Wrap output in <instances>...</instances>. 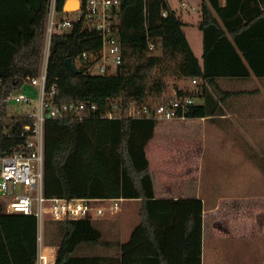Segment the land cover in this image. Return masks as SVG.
I'll return each instance as SVG.
<instances>
[{
    "label": "trees",
    "instance_id": "obj_1",
    "mask_svg": "<svg viewBox=\"0 0 264 264\" xmlns=\"http://www.w3.org/2000/svg\"><path fill=\"white\" fill-rule=\"evenodd\" d=\"M66 0L57 1V18H70ZM264 13V0H259ZM212 3V2H211ZM50 0H0V155L18 144L3 135L9 106L4 98L13 78L36 75L45 46ZM215 8L220 9L214 0ZM199 27L203 32L200 60L184 31L185 23L167 0H120L115 8L117 34L124 61L117 74H74L65 64L84 52L97 51L102 38L81 20L58 30L51 41L48 85L57 83L55 100L96 103L105 110L118 98L124 111L132 102L150 101L167 86L158 67L197 83L198 97L188 118L220 115L222 97L216 85L221 76H264V14L216 17L205 6ZM166 12V15L163 13ZM240 29L242 31H240ZM246 30V31H245ZM153 44V49L150 48ZM159 51L158 53H156ZM183 94V90H178ZM19 123L26 119L15 118ZM161 120L151 118L47 119L44 154V192L47 197L140 199V223L113 264H202L203 202L192 198H156L146 147ZM264 171V159L261 163ZM55 224L56 264H110L109 257L84 254L102 240L91 219L48 220ZM37 219L8 214L0 205V264H36ZM141 249L142 255L133 251Z\"/></svg>",
    "mask_w": 264,
    "mask_h": 264
},
{
    "label": "crops",
    "instance_id": "obj_2",
    "mask_svg": "<svg viewBox=\"0 0 264 264\" xmlns=\"http://www.w3.org/2000/svg\"><path fill=\"white\" fill-rule=\"evenodd\" d=\"M167 1L169 9L185 23L187 39L200 60L203 32L199 23L205 6L216 17L252 16L255 7L263 13L259 0H216L220 9L214 7V0ZM215 80L223 112L212 117L186 119L199 120V125L188 124L185 128L188 138L171 140L172 148L159 149L153 162L149 143L146 152L156 198L196 197L202 200V264H244L243 253L239 252L244 238L255 230L264 240V171L261 167L264 159V76L253 73L221 76ZM195 126L203 129L202 137H193L190 133ZM163 142L158 141V145L167 143ZM203 175L207 181L202 188V180L199 184L194 181ZM250 203L258 205L256 218H253ZM141 205L140 199L124 198L122 210L116 217L94 220L102 232V240L84 254L109 257V263L113 264L112 258L121 254V244L129 241L141 221ZM249 209L250 213L246 214ZM105 230L108 237H105ZM137 252L144 255L141 249L134 250L133 255Z\"/></svg>",
    "mask_w": 264,
    "mask_h": 264
},
{
    "label": "built area",
    "instance_id": "obj_3",
    "mask_svg": "<svg viewBox=\"0 0 264 264\" xmlns=\"http://www.w3.org/2000/svg\"><path fill=\"white\" fill-rule=\"evenodd\" d=\"M57 1L50 0L46 24L45 46L39 72L26 78H13V89L4 98L10 105L32 106L24 114H8L11 131L5 126L3 135L15 137L18 144L0 155V205L8 214L32 215L37 219L36 264H56V249L44 242L42 229L47 220L102 219L122 210L124 198H65L47 197L44 192V154L47 119L71 118L83 121L88 118H153L158 120H186L190 108L199 99L191 93L175 96H158L156 100L132 102L124 111L120 99H111L105 110L99 111L96 103L80 101L59 103L55 100L58 85H48V66L51 41L55 32L72 27L81 20L89 31L102 38L101 47L94 52H84L74 59L77 68L90 73L117 74L124 61L119 41L115 8L120 0H81L77 19L57 18ZM166 15V12L163 13ZM153 44L150 48L153 49ZM193 79V84L197 83ZM27 121L19 123L15 118Z\"/></svg>",
    "mask_w": 264,
    "mask_h": 264
},
{
    "label": "rangeland",
    "instance_id": "obj_4",
    "mask_svg": "<svg viewBox=\"0 0 264 264\" xmlns=\"http://www.w3.org/2000/svg\"><path fill=\"white\" fill-rule=\"evenodd\" d=\"M78 8V4L75 1L70 0L68 2L67 10H75ZM78 18V13L73 12L70 15V19L74 20ZM157 51L156 53H158ZM163 77L167 83L165 91L161 94L162 96H175L179 89L183 90V93H188L189 91H192L195 87V84H193L192 80L190 78H185L183 76H180L174 72L173 67L167 68V67H158L154 70L153 75L151 77L150 82L152 83L153 80ZM160 96V95H159ZM158 96H154L153 94L150 95L148 98L149 100H156ZM32 106H23V105H16L14 102H10L9 105V114H24L29 109H31ZM197 123L199 125V120L192 121L190 120H161L155 129L154 137L149 142V155L151 157V160L153 162V159L155 158V155L157 151L167 150L171 149L172 145H169L171 140H177L182 138H188L187 134L185 133L186 126L191 123ZM193 137H202L204 135V131L200 126H195L192 128ZM192 137V138H193ZM165 140V142H163ZM158 141L161 143H166L161 146L158 145ZM165 147V148H163ZM163 148V149H162ZM160 149V150H159ZM155 163V162H154ZM208 175V174H206ZM206 175L202 178H198L194 182L196 184H199V182L202 180V188L205 186V182L207 181ZM123 207V205H122ZM250 208L252 209L253 218H256L259 216L258 212V205H254L250 203ZM250 209L246 210V214ZM120 214V213H119ZM116 215H107L101 220H109L112 217H116ZM264 216V213L262 214ZM50 220V219H49ZM115 221V220H114ZM96 226H98L97 221L94 222ZM256 226H254V229ZM55 224L49 223L48 220L46 221L43 229H42V235L44 237V242L46 245H48L51 248L57 249L56 244L54 243V232H55ZM106 231V230H105ZM105 237H108L107 231L104 232ZM262 238L257 231L254 230V232L251 234V236H246L244 238V242L242 243V248L239 250L240 254L243 253V262L244 264H264V240L260 239Z\"/></svg>",
    "mask_w": 264,
    "mask_h": 264
},
{
    "label": "water",
    "instance_id": "obj_5",
    "mask_svg": "<svg viewBox=\"0 0 264 264\" xmlns=\"http://www.w3.org/2000/svg\"><path fill=\"white\" fill-rule=\"evenodd\" d=\"M69 1L70 0H66L65 3H64L63 10L65 12H75V11H77L80 8L81 0H72V1H75L76 3H78V8L75 9V10H71V11L67 10V6H68V2ZM65 64L74 74H78L80 72V69L77 68V66L74 63V59L73 58H71V57L67 58L65 60ZM120 70H121V68L119 67L118 70H117V73H119ZM4 123H5L6 126H9L11 131L16 126V122L10 123V120L8 118L4 121Z\"/></svg>",
    "mask_w": 264,
    "mask_h": 264
},
{
    "label": "bare ground",
    "instance_id": "obj_6",
    "mask_svg": "<svg viewBox=\"0 0 264 264\" xmlns=\"http://www.w3.org/2000/svg\"><path fill=\"white\" fill-rule=\"evenodd\" d=\"M78 4V3H77Z\"/></svg>",
    "mask_w": 264,
    "mask_h": 264
}]
</instances>
